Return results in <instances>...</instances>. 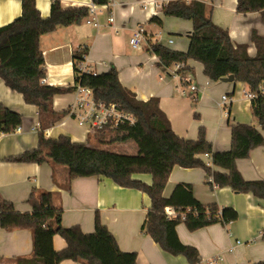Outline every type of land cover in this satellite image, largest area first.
<instances>
[{"label":"crops","instance_id":"0c3cea01","mask_svg":"<svg viewBox=\"0 0 264 264\" xmlns=\"http://www.w3.org/2000/svg\"><path fill=\"white\" fill-rule=\"evenodd\" d=\"M52 0H35V6L43 18L50 14ZM63 8L88 7L92 0H58ZM170 0H111L109 5L97 6L98 27L83 21L78 25L65 26L45 33L39 44L45 60V78L48 85L73 87L72 56L88 47L84 70L101 73L112 66L117 70L120 83L132 90L137 99L145 101L156 98L165 113L173 132L179 137L196 140L199 128L205 130V138L215 151H227L231 144L229 120L253 124L264 136V130L254 119L250 98L245 93L248 87L240 82L209 80L201 62L186 61L190 82H182L170 73L171 67L159 68L158 57L147 49L149 42L163 43L171 50L186 52L190 44L192 23L189 20L165 16L162 6ZM190 1V0H186ZM207 6L212 21L227 29L235 44L246 43L247 52L255 55L251 32L264 36V22L259 12L238 13L236 0H200ZM22 13L21 0H0V26L6 25ZM112 21H108L109 16ZM161 20L157 24L150 19ZM144 29V43L134 49L128 38L133 31ZM168 38L173 42L168 43ZM0 59V63H1ZM190 85L196 90L191 91ZM261 89L264 91V84ZM222 94L231 98L228 109L219 103ZM75 100L73 90L56 94L52 108L64 115L47 130L46 138L67 135L73 141L87 142L88 134L76 125L67 113ZM0 104L22 115L19 130L0 132V195L11 201L20 212H31L27 199L33 188L54 191L59 194L63 208L61 225H77L84 233L94 230V217L98 213L102 223L118 242L123 252H135V264H188L185 256L164 252L149 235L141 232V225L150 207V199L137 189H128L114 184L106 177H82L66 183V170L61 166L52 168L47 163H19L6 160L38 144L40 130L38 111L34 105L24 102L21 94L11 91L0 78ZM125 143L122 145H128ZM205 162V157L200 156ZM236 169L244 180H264V142L249 152L245 159H237ZM212 169L226 172L218 167ZM148 184L151 174H134ZM189 184L197 201L204 205L216 204L220 208H233L237 217L228 224H214L189 231L184 222L175 228L177 237L184 244L196 248L199 264H207L220 256L216 264H254L264 261V200L251 193H236L231 187H211L201 168L174 166L164 186L163 196L168 197L177 184ZM53 248L60 251L66 242L60 235L52 237ZM241 243L237 244L236 241ZM32 252L31 232L27 229L8 231L0 227V264H27L19 258L30 257ZM58 264H81L72 259Z\"/></svg>","mask_w":264,"mask_h":264},{"label":"trees","instance_id":"16d2710c","mask_svg":"<svg viewBox=\"0 0 264 264\" xmlns=\"http://www.w3.org/2000/svg\"><path fill=\"white\" fill-rule=\"evenodd\" d=\"M111 0H92L96 5H109ZM238 13L259 12L264 22V0H236ZM21 15L12 22L0 26V78L11 90L22 95L25 103L34 105L38 111V144L32 150L8 157L6 160L19 163H47L52 168L61 166L67 178L63 187L82 177H106L118 186L137 189L150 199V207L141 225V232L149 235L160 249L173 255L185 256L188 264H199L196 248L184 244L176 234V226L185 223L189 231L221 222L235 220L233 208H220L216 204L204 205L197 201L189 184L174 186L168 197L163 196L164 186L174 166L201 168L206 178H212L211 187H231L236 193H251L264 200V180H244L236 169L237 159H245L250 150L264 142V136L253 124L235 123L228 119L231 128V144L227 151H215L205 138V130L199 128L196 140L178 137L172 130L165 113L156 98L138 100L132 90L125 88L112 66L108 71L94 73L84 70L82 63L88 47L72 56L74 86L88 87L94 98L119 107L133 114V124L113 130H97L89 134L87 142L71 140L67 135L56 138L44 136L45 130L59 120L64 113L52 108V99L73 87H57L42 84L45 78V60L39 44L40 37L65 26L78 25L88 15L86 7L63 8L58 0H52L49 16L43 18L35 6V0H21ZM162 13L192 23L190 44L186 52L174 51L163 43L149 42L148 51L158 57V67H171L179 62V72H186V61L195 59L202 63L203 72L209 80L220 81L232 74L234 82L248 87L251 112L264 130V36L251 32L255 55L247 52L246 43L235 44L227 29L214 23L208 15L207 6L200 0H170L162 6ZM151 21L161 23L156 17ZM22 123V115L0 104V132L12 133ZM136 145L135 154L111 152L106 147L115 143ZM211 154L212 165L226 172L207 166L200 157ZM151 174V183L134 177V174ZM27 203L31 212H20L11 201L0 195V227L12 231L27 229L31 232L32 252L30 257L19 258L27 264H58L72 259L81 264H135V252H123L98 213L94 217V230L84 233L77 225L63 227V208L59 194L33 188ZM172 206L178 213L167 218L164 209ZM221 214L218 215V211ZM184 213L181 219L180 215ZM65 240L66 247L60 251L53 248V235ZM254 264H264V261Z\"/></svg>","mask_w":264,"mask_h":264},{"label":"built area","instance_id":"2783aa9c","mask_svg":"<svg viewBox=\"0 0 264 264\" xmlns=\"http://www.w3.org/2000/svg\"><path fill=\"white\" fill-rule=\"evenodd\" d=\"M88 15L84 18L83 22L93 26L98 27L97 20V6L96 4H91L87 7ZM108 21H112V16L110 15ZM168 43L171 44L173 40L168 38ZM129 44L134 49H140L144 43V29L141 27L136 28L132 35L128 38ZM171 75L173 77L179 78L182 82L189 83L190 77L187 74L179 72L181 64L179 62L174 63L171 66ZM41 83H46V78L41 79ZM189 89L191 91L196 90L195 85H190ZM73 91L75 92V100L70 105L68 115L73 118L76 125L84 128L85 132L89 135L97 132V130H113L118 129L124 125L133 124L135 117L130 112L122 110L119 105L115 102L108 103L99 99H95L93 92L88 87L84 86H74ZM261 91L264 93L263 89ZM248 98H252V94L245 93ZM231 98L226 94H222L219 100V103L224 106V109L227 110L230 105ZM17 130L20 128L17 127ZM44 134L48 135V132L45 131ZM205 157V164L209 167H213L211 162V154L204 153L202 154ZM208 182L212 183V178H208ZM164 213L167 218H175L178 213L172 206H166ZM218 215L221 214L219 210ZM181 219L184 217V213L180 215ZM260 235L264 239V231L260 232ZM237 244H240L241 241L237 240ZM220 260V256H216L215 259H211L207 264H216Z\"/></svg>","mask_w":264,"mask_h":264},{"label":"rangeland","instance_id":"374dc122","mask_svg":"<svg viewBox=\"0 0 264 264\" xmlns=\"http://www.w3.org/2000/svg\"><path fill=\"white\" fill-rule=\"evenodd\" d=\"M111 152H117L121 154L131 155L136 152V145L130 142L128 145H122L121 143H115L114 145H108L106 147Z\"/></svg>","mask_w":264,"mask_h":264},{"label":"water","instance_id":"95a60500","mask_svg":"<svg viewBox=\"0 0 264 264\" xmlns=\"http://www.w3.org/2000/svg\"><path fill=\"white\" fill-rule=\"evenodd\" d=\"M233 80H234V76L232 74L220 79V81L224 83L232 82Z\"/></svg>","mask_w":264,"mask_h":264}]
</instances>
